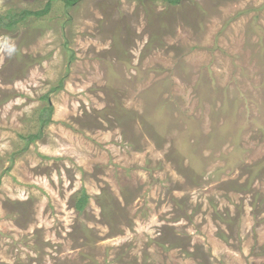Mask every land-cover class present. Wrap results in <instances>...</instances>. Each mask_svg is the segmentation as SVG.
I'll list each match as a JSON object with an SVG mask.
<instances>
[{
    "label": "rangeland",
    "instance_id": "1",
    "mask_svg": "<svg viewBox=\"0 0 264 264\" xmlns=\"http://www.w3.org/2000/svg\"><path fill=\"white\" fill-rule=\"evenodd\" d=\"M48 1L0 27V264H264V0L0 15Z\"/></svg>",
    "mask_w": 264,
    "mask_h": 264
},
{
    "label": "trees",
    "instance_id": "2",
    "mask_svg": "<svg viewBox=\"0 0 264 264\" xmlns=\"http://www.w3.org/2000/svg\"><path fill=\"white\" fill-rule=\"evenodd\" d=\"M68 4L74 3L76 0H64ZM171 3H176L178 0H167ZM50 2L48 1L45 5V7L41 10L38 11H32V10H23L21 13L17 14H6L5 16L0 15V27L5 28V29H10L11 27L15 26L18 21H20L25 15H31V14H36V15H41L45 13L49 9ZM87 200V194L83 191L79 199L77 200L75 206L78 209H82L83 206L85 205V202Z\"/></svg>",
    "mask_w": 264,
    "mask_h": 264
},
{
    "label": "clouds",
    "instance_id": "3",
    "mask_svg": "<svg viewBox=\"0 0 264 264\" xmlns=\"http://www.w3.org/2000/svg\"><path fill=\"white\" fill-rule=\"evenodd\" d=\"M16 45L14 42H9L7 38L4 39L2 43H0V51L4 52L9 57L12 56L14 52H16Z\"/></svg>",
    "mask_w": 264,
    "mask_h": 264
}]
</instances>
